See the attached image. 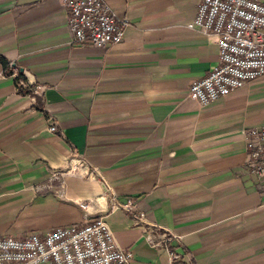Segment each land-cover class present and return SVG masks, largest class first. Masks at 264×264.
I'll use <instances>...</instances> for the list:
<instances>
[{
    "label": "crops",
    "instance_id": "1",
    "mask_svg": "<svg viewBox=\"0 0 264 264\" xmlns=\"http://www.w3.org/2000/svg\"><path fill=\"white\" fill-rule=\"evenodd\" d=\"M103 1L129 24L101 50L70 44L62 0H0V239L104 217L130 264H169L157 232L187 264H264L244 137L264 126V76L200 106L188 90L219 54L189 28L201 0ZM72 152L90 177L65 173Z\"/></svg>",
    "mask_w": 264,
    "mask_h": 264
},
{
    "label": "built area",
    "instance_id": "2",
    "mask_svg": "<svg viewBox=\"0 0 264 264\" xmlns=\"http://www.w3.org/2000/svg\"><path fill=\"white\" fill-rule=\"evenodd\" d=\"M62 2L69 15L70 44L103 50L122 42L129 22L117 18L103 0ZM189 28L213 38L219 48L217 66L191 84L189 99L208 106L264 76V3L260 0H201ZM33 93L39 95V88ZM49 131L56 134V126L50 125ZM244 137L246 169L251 177L264 179V126L245 131ZM89 169L84 159L72 152L65 173L90 177ZM78 205L82 210L88 208L87 202ZM153 231L157 232V227ZM157 235L158 241L147 237V242L166 249L169 264H187L167 246V234ZM132 259L130 251L116 245L104 217L83 226L57 228L43 238L31 234L0 239V264H130Z\"/></svg>",
    "mask_w": 264,
    "mask_h": 264
},
{
    "label": "trees",
    "instance_id": "3",
    "mask_svg": "<svg viewBox=\"0 0 264 264\" xmlns=\"http://www.w3.org/2000/svg\"><path fill=\"white\" fill-rule=\"evenodd\" d=\"M17 80H20V76L17 78Z\"/></svg>",
    "mask_w": 264,
    "mask_h": 264
}]
</instances>
